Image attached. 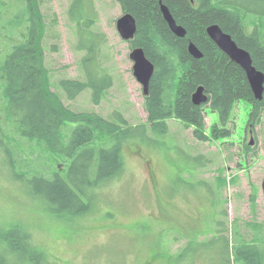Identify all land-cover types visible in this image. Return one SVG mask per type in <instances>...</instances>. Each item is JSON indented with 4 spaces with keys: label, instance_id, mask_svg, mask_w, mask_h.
<instances>
[{
    "label": "rangeland",
    "instance_id": "obj_1",
    "mask_svg": "<svg viewBox=\"0 0 264 264\" xmlns=\"http://www.w3.org/2000/svg\"><path fill=\"white\" fill-rule=\"evenodd\" d=\"M39 1L48 24L45 65L53 90L61 92L60 80L86 79L79 62L87 50L78 49L81 37L70 16L74 0ZM223 2L229 7L264 6L261 0ZM17 3L0 2V63L21 42L12 36L9 25ZM92 3L95 22L91 31L99 40L98 61L111 84L99 104L93 102L90 89L74 100L62 93L64 103L74 111L95 112L109 120H119V113L129 126L147 128L130 134L123 143L121 177L96 189L85 216H72L51 211L44 196L33 198L29 184L17 176L22 169L15 167L11 155L25 156L24 150L32 145L18 134L15 142H9L14 125L4 118L7 103L0 104V218L4 226L10 229L21 222L27 227L33 244L47 254L40 264H240L235 259L240 241L258 243L264 250V114L254 133L246 131L251 106L242 101L233 111L234 134L210 137L206 142L194 136L193 127L175 118L167 120L166 133L151 130L143 87L133 72V46L117 30L122 7L117 0ZM252 14L247 16L250 30ZM212 123L213 116L207 113L206 127L210 129ZM108 141L105 137L96 143ZM29 157L49 171L66 167L60 158L51 162L47 157ZM72 217L79 220L74 223ZM257 230L262 237L256 238ZM20 264L35 263L24 260Z\"/></svg>",
    "mask_w": 264,
    "mask_h": 264
},
{
    "label": "trees",
    "instance_id": "obj_2",
    "mask_svg": "<svg viewBox=\"0 0 264 264\" xmlns=\"http://www.w3.org/2000/svg\"><path fill=\"white\" fill-rule=\"evenodd\" d=\"M117 1L123 13H130L136 19L133 48H143L155 65L145 96L151 130L166 133L167 120L175 118L193 127L194 136L201 141L206 142L210 137L229 138L236 128L233 111L244 101L251 106L246 131L250 129L254 133L263 119L264 96L262 100L255 98L243 68L215 44L206 30L212 24L220 25L240 47L250 52L256 68L264 72V6L229 7L223 0ZM261 1L264 5V0ZM161 2L169 8L177 24L186 29L185 37L171 31L161 11ZM92 4V0H74L70 9L77 35L81 37L78 49L87 50L79 62L85 80L62 79L61 92L53 90L44 55L48 24L39 0H18L9 25L13 27L12 36L21 42L0 63V104L7 103L4 118L14 125L13 134L8 135L9 142H15L18 134L32 145L29 151L24 150L23 157L11 155L15 167L22 169L17 176L29 184L33 198L36 195L46 198L51 211L82 217L89 212L96 189L124 173L122 146L127 137L147 128L129 126L119 113H116L119 120H109L95 112L74 111L64 103L63 94L74 100L90 89L93 102L99 104L111 84L110 75L98 61L99 40L91 31L95 22ZM250 13L254 18L253 30L249 29L247 19ZM191 42L203 53L202 58L190 54ZM199 86H204L209 100L196 105L192 96ZM207 113L213 116L210 129L206 127ZM105 137L110 143H96ZM29 156L43 160L47 157L51 162L60 158L66 167L49 171L32 163ZM48 165L52 168L51 163ZM150 177L152 180V173ZM20 223L7 229L0 218V264H20L24 260L42 263L46 252L33 244L31 233ZM259 233L257 230L256 238L262 237ZM239 243L235 259L240 264H264V250L258 243Z\"/></svg>",
    "mask_w": 264,
    "mask_h": 264
},
{
    "label": "water",
    "instance_id": "obj_3",
    "mask_svg": "<svg viewBox=\"0 0 264 264\" xmlns=\"http://www.w3.org/2000/svg\"><path fill=\"white\" fill-rule=\"evenodd\" d=\"M161 11L167 21L171 31L178 37H185L187 31L184 27L177 24L174 16L169 8L161 2ZM117 30L120 37L124 41H132L137 32V22L135 17L130 13H124L117 20ZM209 37L215 44L235 63L240 65L246 73L248 82L257 100H262L264 96V72L257 69L253 63V58L248 50L240 47L233 37L225 32L220 25L212 24L207 28ZM190 54L199 59L203 57L200 49L191 42L188 46ZM130 58L133 61V72L137 81L143 87V93L148 95L150 89L151 79L155 72V65L146 56L143 48L134 47L130 53ZM193 102L196 105L207 103L209 98L205 93L204 86H199L192 96ZM253 142V140H252ZM264 192V180H263Z\"/></svg>",
    "mask_w": 264,
    "mask_h": 264
},
{
    "label": "bare ground",
    "instance_id": "obj_4",
    "mask_svg": "<svg viewBox=\"0 0 264 264\" xmlns=\"http://www.w3.org/2000/svg\"><path fill=\"white\" fill-rule=\"evenodd\" d=\"M208 27H209V26H208ZM208 27H207V28H208ZM206 31H207V30H206Z\"/></svg>",
    "mask_w": 264,
    "mask_h": 264
}]
</instances>
